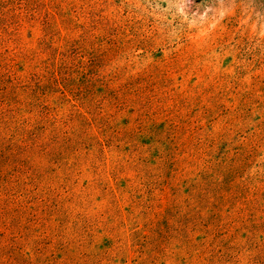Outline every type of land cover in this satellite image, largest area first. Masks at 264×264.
Segmentation results:
<instances>
[{
    "label": "rangeland",
    "instance_id": "obj_1",
    "mask_svg": "<svg viewBox=\"0 0 264 264\" xmlns=\"http://www.w3.org/2000/svg\"><path fill=\"white\" fill-rule=\"evenodd\" d=\"M0 264H264V0H0Z\"/></svg>",
    "mask_w": 264,
    "mask_h": 264
}]
</instances>
